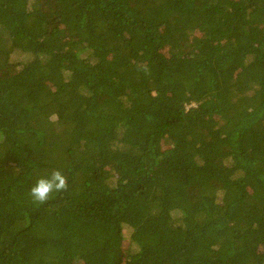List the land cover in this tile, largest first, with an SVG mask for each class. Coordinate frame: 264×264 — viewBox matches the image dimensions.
I'll return each mask as SVG.
<instances>
[{"label":"trees","instance_id":"16d2710c","mask_svg":"<svg viewBox=\"0 0 264 264\" xmlns=\"http://www.w3.org/2000/svg\"><path fill=\"white\" fill-rule=\"evenodd\" d=\"M0 264H264V0H0Z\"/></svg>","mask_w":264,"mask_h":264},{"label":"clouds","instance_id":"9594fccd","mask_svg":"<svg viewBox=\"0 0 264 264\" xmlns=\"http://www.w3.org/2000/svg\"><path fill=\"white\" fill-rule=\"evenodd\" d=\"M67 178L60 170H53L49 175L40 177L29 189V196L36 204L46 203L53 194L66 191Z\"/></svg>","mask_w":264,"mask_h":264},{"label":"rangeland","instance_id":"374dc122","mask_svg":"<svg viewBox=\"0 0 264 264\" xmlns=\"http://www.w3.org/2000/svg\"><path fill=\"white\" fill-rule=\"evenodd\" d=\"M16 71H14V70H8V71H5L4 73H6V74H13V73H15Z\"/></svg>","mask_w":264,"mask_h":264}]
</instances>
